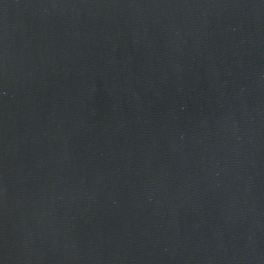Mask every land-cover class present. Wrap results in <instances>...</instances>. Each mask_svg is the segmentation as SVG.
<instances>
[{
	"label": "water",
	"instance_id": "obj_1",
	"mask_svg": "<svg viewBox=\"0 0 264 264\" xmlns=\"http://www.w3.org/2000/svg\"><path fill=\"white\" fill-rule=\"evenodd\" d=\"M0 264H264V0H0Z\"/></svg>",
	"mask_w": 264,
	"mask_h": 264
}]
</instances>
